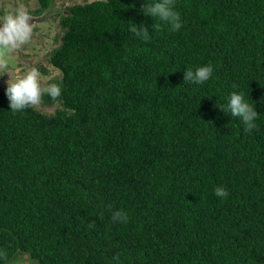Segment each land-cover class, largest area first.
Listing matches in <instances>:
<instances>
[{"label": "trees", "instance_id": "trees-1", "mask_svg": "<svg viewBox=\"0 0 264 264\" xmlns=\"http://www.w3.org/2000/svg\"><path fill=\"white\" fill-rule=\"evenodd\" d=\"M154 2L68 6L53 113L12 111L0 83V264H264V0H173L179 30ZM233 92L250 132L221 109Z\"/></svg>", "mask_w": 264, "mask_h": 264}, {"label": "clouds", "instance_id": "clouds-1", "mask_svg": "<svg viewBox=\"0 0 264 264\" xmlns=\"http://www.w3.org/2000/svg\"><path fill=\"white\" fill-rule=\"evenodd\" d=\"M143 9L147 15L153 18H159L161 21L169 24L172 29L181 28L180 14L173 9V0H157L154 3H146ZM2 21L0 27V73L10 74L9 57L10 54L19 50L31 41L33 27L32 17L29 15L27 8L23 5L18 7L14 12L8 14ZM159 26L157 25V29ZM130 31L144 40L149 39L148 29L146 27L138 30L135 25L130 27ZM213 68L211 65L201 66L195 71L186 70L184 81L194 83H204L212 76ZM2 76V75H0ZM6 94L10 101L12 111H22L26 108H39L45 95L56 101L61 95V87L56 83H47L41 79L40 73L33 68L25 75L13 79L10 74ZM222 110L230 113L232 117L239 118L245 126V131L250 132L256 128L255 123L258 112L253 105H250L244 99L243 94L233 92L229 98L227 108L221 107ZM215 194L219 198H226L228 192L223 187H217ZM114 221L127 223L128 215L123 211H116L112 216ZM94 226L89 224V227ZM0 255H5L0 253Z\"/></svg>", "mask_w": 264, "mask_h": 264}, {"label": "rangeland", "instance_id": "rangeland-1", "mask_svg": "<svg viewBox=\"0 0 264 264\" xmlns=\"http://www.w3.org/2000/svg\"><path fill=\"white\" fill-rule=\"evenodd\" d=\"M93 0H53L52 6L38 15H32V12L39 8L38 0H0V20H3L8 14L14 12L23 5L27 8L32 17L33 33L31 41L10 54L9 69L13 79L25 75L28 71L35 68L39 71L41 79L44 82L52 81L61 76V72L50 62V55L54 48L59 46L63 28L60 24L62 15L66 13L68 6L76 3H86ZM2 24V21H0ZM10 74L0 73V83L8 84ZM59 104L48 105L42 102L37 108L45 113H53ZM6 264H39L28 253H18Z\"/></svg>", "mask_w": 264, "mask_h": 264}, {"label": "water", "instance_id": "water-1", "mask_svg": "<svg viewBox=\"0 0 264 264\" xmlns=\"http://www.w3.org/2000/svg\"><path fill=\"white\" fill-rule=\"evenodd\" d=\"M0 27H2V24L0 23Z\"/></svg>", "mask_w": 264, "mask_h": 264}]
</instances>
